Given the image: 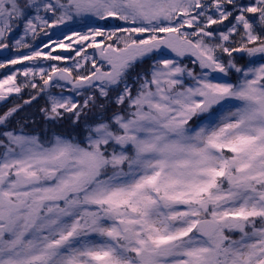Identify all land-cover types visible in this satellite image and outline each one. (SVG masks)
Instances as JSON below:
<instances>
[{"label":"snow or ice","instance_id":"1","mask_svg":"<svg viewBox=\"0 0 264 264\" xmlns=\"http://www.w3.org/2000/svg\"><path fill=\"white\" fill-rule=\"evenodd\" d=\"M4 51L0 264H264V0H0Z\"/></svg>","mask_w":264,"mask_h":264},{"label":"rangeland","instance_id":"2","mask_svg":"<svg viewBox=\"0 0 264 264\" xmlns=\"http://www.w3.org/2000/svg\"><path fill=\"white\" fill-rule=\"evenodd\" d=\"M88 53L90 54V55H92V54H94V50L93 49H91V48H89L88 50ZM185 62H187V61H185ZM43 63V65L45 66V67H47V65H48V63L49 62H46V61H44V62H42ZM59 63H61V62H59ZM67 63H71V61H68ZM149 62H145V64H148ZM16 67H19V66H16ZM144 71H146V70H144ZM5 74H8V70L7 69H0V78H3V76L5 75ZM56 92H59V89H56L55 90ZM22 95V94H21ZM18 97V96H16L15 94H13V97ZM37 106L38 105H36V106H32V105H30V106H25L24 107V109H23V111H22V114H23V116L25 117V116H34V120H40V121H42V117H41V114H39V112H38V109H37ZM66 124H67V121H65L63 124H61V125H57L56 127H57V129L59 130L60 128H62V127H64V126H66ZM45 127H50V126H45ZM44 127V128H45Z\"/></svg>","mask_w":264,"mask_h":264},{"label":"flooded vegetation","instance_id":"3","mask_svg":"<svg viewBox=\"0 0 264 264\" xmlns=\"http://www.w3.org/2000/svg\"><path fill=\"white\" fill-rule=\"evenodd\" d=\"M36 44L39 45V40L36 42ZM57 51L60 52V51H63V50H61V49H57ZM11 55H12V53L7 52V55H6V56H11ZM6 56H5V57H6ZM61 63L63 64L64 62H61ZM14 103H19V102H18V101H14V99L11 100V101L9 100V102H8L6 105H2L1 108L4 109V111H6L7 108H8V107H11ZM20 118H21V117H20Z\"/></svg>","mask_w":264,"mask_h":264},{"label":"trees","instance_id":"4","mask_svg":"<svg viewBox=\"0 0 264 264\" xmlns=\"http://www.w3.org/2000/svg\"><path fill=\"white\" fill-rule=\"evenodd\" d=\"M148 66H149V63L148 64H142V65H138L137 67V71H142V70H147L148 69Z\"/></svg>","mask_w":264,"mask_h":264},{"label":"water","instance_id":"5","mask_svg":"<svg viewBox=\"0 0 264 264\" xmlns=\"http://www.w3.org/2000/svg\"><path fill=\"white\" fill-rule=\"evenodd\" d=\"M6 52H7V51L0 52V55H4ZM9 98H10V97H9ZM9 98H8V99H9ZM8 99H7V100H8ZM7 100H6V101H7ZM6 101H0V102H1V103H4V102H6Z\"/></svg>","mask_w":264,"mask_h":264}]
</instances>
